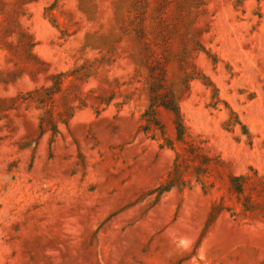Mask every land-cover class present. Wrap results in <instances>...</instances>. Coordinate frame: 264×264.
Returning <instances> with one entry per match:
<instances>
[{
    "label": "rangeland",
    "instance_id": "1",
    "mask_svg": "<svg viewBox=\"0 0 264 264\" xmlns=\"http://www.w3.org/2000/svg\"><path fill=\"white\" fill-rule=\"evenodd\" d=\"M0 264H264V0H0Z\"/></svg>",
    "mask_w": 264,
    "mask_h": 264
}]
</instances>
